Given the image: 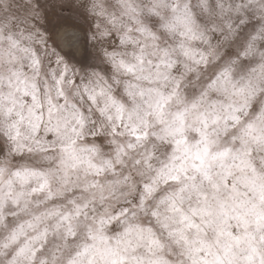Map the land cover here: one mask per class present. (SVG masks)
Returning <instances> with one entry per match:
<instances>
[{
  "label": "clouds",
  "instance_id": "obj_1",
  "mask_svg": "<svg viewBox=\"0 0 264 264\" xmlns=\"http://www.w3.org/2000/svg\"><path fill=\"white\" fill-rule=\"evenodd\" d=\"M0 264H264V0H0Z\"/></svg>",
  "mask_w": 264,
  "mask_h": 264
},
{
  "label": "snow or ice",
  "instance_id": "obj_2",
  "mask_svg": "<svg viewBox=\"0 0 264 264\" xmlns=\"http://www.w3.org/2000/svg\"><path fill=\"white\" fill-rule=\"evenodd\" d=\"M71 42H72V38L71 37H68V43H69V45H71Z\"/></svg>",
  "mask_w": 264,
  "mask_h": 264
}]
</instances>
